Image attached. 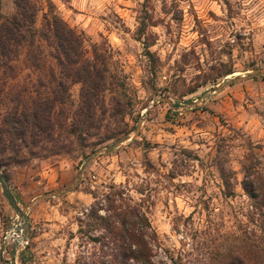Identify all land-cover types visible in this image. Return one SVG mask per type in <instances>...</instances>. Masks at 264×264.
<instances>
[{"label":"rangeland","instance_id":"374dc122","mask_svg":"<svg viewBox=\"0 0 264 264\" xmlns=\"http://www.w3.org/2000/svg\"><path fill=\"white\" fill-rule=\"evenodd\" d=\"M34 1L81 31L88 55L106 51L125 96L106 91L103 128L82 143L70 132L80 84L64 93L45 40L0 69V119L37 96L65 97L52 115L59 142L35 155L22 147L25 161L0 167L17 207L28 206L26 243L5 240L18 214L0 183V264H100L91 210L126 207L147 217L156 264H264V212L242 186L245 166L264 173V74H254L264 68V0ZM14 11L0 0L3 17ZM122 119L128 133L104 139Z\"/></svg>","mask_w":264,"mask_h":264},{"label":"trees","instance_id":"16d2710c","mask_svg":"<svg viewBox=\"0 0 264 264\" xmlns=\"http://www.w3.org/2000/svg\"><path fill=\"white\" fill-rule=\"evenodd\" d=\"M13 3L15 11L11 16L3 17L0 13V69L9 65L19 47L31 46L36 37L45 40L52 47V56L62 74L63 78L59 83L64 87V93L68 90V84H80L79 101L73 111L71 134L79 142L95 131L94 134H99L104 120L99 113L103 110L104 114L106 110L105 93L110 90L118 92L119 95L120 92L124 94V76L111 68L109 58L104 54L106 51L98 54L95 50L92 56L88 55L83 33L70 27L56 13L42 11L34 0H13ZM39 11H42L40 28L36 25ZM62 79L67 81L66 86ZM1 85L0 74V93ZM116 99L112 96L110 104H118ZM64 103L65 97L57 90L52 98L37 96L29 100L28 104L25 102L21 106L15 105L6 111L0 119V167L25 161L26 157L21 155L22 147L28 148L31 153L33 148L42 147L44 143H58L59 137H53L57 125L52 115L56 105ZM117 112L116 114H122L123 109L120 108ZM106 128L111 129V133L105 135L104 139L128 133L123 119L115 122L114 127ZM2 172L6 175L4 170ZM222 174L223 184L225 188H229V176ZM242 186L252 200V206L263 213L264 173L245 166ZM225 194L230 195V191ZM98 209L92 208L89 217L94 221L93 225L103 229L101 236L92 239L101 246L104 259L99 261L100 264H156L152 259L151 244L148 241L151 226L140 209H108L110 211L104 215L98 214ZM21 263L25 264L24 259H21ZM224 264L249 263L235 257L228 259Z\"/></svg>","mask_w":264,"mask_h":264},{"label":"water","instance_id":"95a60500","mask_svg":"<svg viewBox=\"0 0 264 264\" xmlns=\"http://www.w3.org/2000/svg\"><path fill=\"white\" fill-rule=\"evenodd\" d=\"M254 74H264V68L256 71ZM0 183L2 184L3 193L6 196L7 200L13 205V207L17 210V214L21 218L22 222L25 224L27 221V214L26 209L28 206H26L24 209H19L15 203V200L12 196V194L9 191V183L6 178V176L0 171Z\"/></svg>","mask_w":264,"mask_h":264},{"label":"built area","instance_id":"2783aa9c","mask_svg":"<svg viewBox=\"0 0 264 264\" xmlns=\"http://www.w3.org/2000/svg\"><path fill=\"white\" fill-rule=\"evenodd\" d=\"M14 225L13 229L10 232H7L4 236L5 240L11 239L12 242H17L20 245H24L26 243L25 236H24V223L22 222L21 218L18 215H15L12 218Z\"/></svg>","mask_w":264,"mask_h":264}]
</instances>
